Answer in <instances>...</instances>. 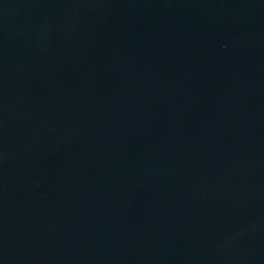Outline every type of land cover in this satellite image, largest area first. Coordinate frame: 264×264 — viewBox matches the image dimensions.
Masks as SVG:
<instances>
[{"label": "water", "instance_id": "1", "mask_svg": "<svg viewBox=\"0 0 264 264\" xmlns=\"http://www.w3.org/2000/svg\"><path fill=\"white\" fill-rule=\"evenodd\" d=\"M0 264H264V0H0Z\"/></svg>", "mask_w": 264, "mask_h": 264}]
</instances>
